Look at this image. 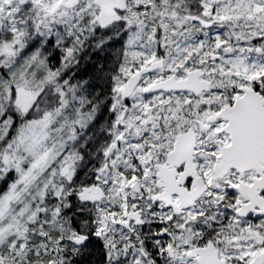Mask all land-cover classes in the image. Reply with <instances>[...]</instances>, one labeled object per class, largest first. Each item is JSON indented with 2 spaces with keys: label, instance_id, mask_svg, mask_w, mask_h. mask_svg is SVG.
<instances>
[{
  "label": "snow or ice",
  "instance_id": "obj_1",
  "mask_svg": "<svg viewBox=\"0 0 264 264\" xmlns=\"http://www.w3.org/2000/svg\"><path fill=\"white\" fill-rule=\"evenodd\" d=\"M0 264H264V0H0Z\"/></svg>",
  "mask_w": 264,
  "mask_h": 264
}]
</instances>
